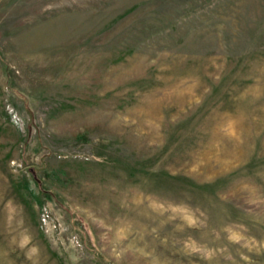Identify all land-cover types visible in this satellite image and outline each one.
I'll return each mask as SVG.
<instances>
[{
  "label": "rangeland",
  "instance_id": "rangeland-1",
  "mask_svg": "<svg viewBox=\"0 0 264 264\" xmlns=\"http://www.w3.org/2000/svg\"><path fill=\"white\" fill-rule=\"evenodd\" d=\"M0 264H264V0H0Z\"/></svg>",
  "mask_w": 264,
  "mask_h": 264
}]
</instances>
